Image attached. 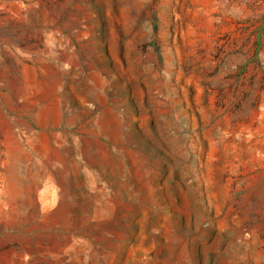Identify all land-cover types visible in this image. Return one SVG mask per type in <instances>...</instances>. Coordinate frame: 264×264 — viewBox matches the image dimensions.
<instances>
[{"label": "rangeland", "instance_id": "rangeland-1", "mask_svg": "<svg viewBox=\"0 0 264 264\" xmlns=\"http://www.w3.org/2000/svg\"><path fill=\"white\" fill-rule=\"evenodd\" d=\"M0 264H264V0H0Z\"/></svg>", "mask_w": 264, "mask_h": 264}]
</instances>
